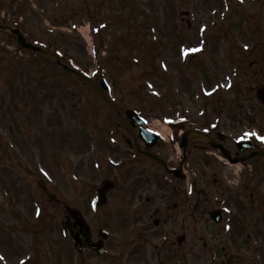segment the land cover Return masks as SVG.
Listing matches in <instances>:
<instances>
[{
	"label": "rangeland",
	"instance_id": "374dc122",
	"mask_svg": "<svg viewBox=\"0 0 264 264\" xmlns=\"http://www.w3.org/2000/svg\"><path fill=\"white\" fill-rule=\"evenodd\" d=\"M83 3L0 0V14L5 15L0 23L21 28L28 40L58 52L63 62L106 78L122 111L134 108L147 121L168 124L183 117L186 122L207 119L216 124L215 132L228 136L226 144L232 150L246 133L264 136V104L255 93L264 85V0H101L98 12L89 14ZM86 25L92 30V51L78 30ZM195 48L202 50L184 52ZM108 125L118 128L125 142L110 108L90 86L50 58L22 49L14 35L0 29V249L4 254L12 259L53 255L57 262L51 264H63L76 254L70 239L63 237L66 206L86 210L83 198L87 191L92 196L102 177L87 143L94 139L101 151L125 153L124 147L109 149L99 143L102 133L107 138V130L101 129H109ZM175 143L168 145L173 146L176 160ZM75 150L78 153L73 152L70 161ZM213 155L210 160L217 165ZM102 160L105 169L109 164ZM155 169L159 170L156 164ZM224 169L215 183L197 185L200 217L196 229L190 224L188 239H199L198 264H264V252L258 251L259 245L264 248V160L255 158L248 165ZM168 190L158 187L157 191ZM182 190L185 204L193 203L196 196L186 195V184ZM124 202L125 196L110 191L98 218L89 216L95 230L106 228L111 233L107 241L111 246L128 240L119 238L118 217L111 216ZM214 207L224 211L219 224L206 214ZM13 229L19 233L13 231L11 236ZM168 250L172 261L167 264H181L184 256ZM144 251L149 252L138 247L131 252L139 258Z\"/></svg>",
	"mask_w": 264,
	"mask_h": 264
},
{
	"label": "flooded vegetation",
	"instance_id": "af4514ba",
	"mask_svg": "<svg viewBox=\"0 0 264 264\" xmlns=\"http://www.w3.org/2000/svg\"><path fill=\"white\" fill-rule=\"evenodd\" d=\"M193 126H194V124L191 123V126L185 127V129L192 128ZM224 141H226V138H225ZM127 142L129 143V139H127ZM143 147L145 148V146H143ZM204 148L205 147L203 145H200V144H195V143L194 144H190V146L188 147V150H187V157H186L187 161L190 158L194 157L193 150L194 151H200V150L204 151ZM152 150L153 151L156 150L155 151L156 154H158L160 157H163L166 161H170V159L168 158L169 154H168V151H167V147H166V145L164 143H161V142L158 143L155 147L152 148ZM235 153H237V152H234V154ZM139 155L142 156L141 157L142 159H143V157H145V155H143V154H139ZM147 158L151 159L149 157H147ZM129 160H130V158H129ZM145 163H146V161H145ZM128 165H130V166H132L134 168V167H137L138 165L140 166L141 162H139V160L134 159V160H131ZM145 168L148 169L147 166H145L144 169ZM148 171H149V177H147V179H148L149 183H157V181L168 182L167 180H170L171 182L177 181L179 184H181L185 180V177L184 178H177L172 173H166V175H164V174L162 175L161 173H156V172H153L152 170H148ZM195 173H196L195 169L193 171H191L190 178H193V175H195ZM196 181H197V177L195 176L194 177V182H196ZM143 184H144V182L141 181V187L143 186ZM173 188H174V191H175L177 187L174 186ZM181 190H182L181 187H179V189H178V193L179 194H181ZM157 198H159V197L155 196L154 199H157ZM149 199L150 198H148V200ZM161 199L166 201V205H167L168 204L169 195L165 194V198H161ZM198 205H199V203H197L193 208H191L190 215L192 217H195V214L198 211ZM172 210L173 211L178 210L176 204H175V206H173V208H169L168 206L167 207H162V208H159V207H153V208L138 207V208H135V209H131V211L133 212L131 215L134 216L133 221L136 222V223H140L141 225H143L145 223L144 221L146 219H149V221H150V220H153L154 217L158 216V219H159L160 223H157V224H154V225L155 226L157 225V227H160V226H162L161 224L163 222H168L170 220L173 221V219H169V214H168V212H172ZM184 210H185L184 208L180 209V211H182V217H181L182 224H184V222H185V217H184V214H183ZM173 215H175V213ZM144 217H146V218H144ZM166 246H167V244L164 243V244H162V246H161L162 248L160 250L152 251L153 255L148 257L147 264H167L168 263L167 262L168 256L163 254L164 252H167V247ZM130 255L128 257L127 256H113V257L109 258L110 260H106L105 263L106 264H123V263H126L127 260L130 261L131 260L130 257H133V258L136 257V255H131V256ZM86 260H87V257H81L82 264H86V262H85Z\"/></svg>",
	"mask_w": 264,
	"mask_h": 264
},
{
	"label": "water",
	"instance_id": "95a60500",
	"mask_svg": "<svg viewBox=\"0 0 264 264\" xmlns=\"http://www.w3.org/2000/svg\"><path fill=\"white\" fill-rule=\"evenodd\" d=\"M17 36H18V41L20 42V44L23 46V47H32L38 51H40L41 53H43L44 55H50L47 51L41 49V48H38V47H35V46H32L31 44H28L26 43L24 37L22 36V34L19 32V30H12ZM54 59L57 63H60L59 59L57 57L54 56ZM63 67L71 72V73H74V74H77L78 76H80L81 78L85 79L86 81H88L90 84H92L101 94L102 96L111 104V106L113 107V109L115 110V112L117 113V115L119 116V118L123 121L124 123V119L123 117L121 116L120 112L118 111L116 105L107 97L106 94H104L98 87L96 84H93L92 81L90 79H88L87 77L83 76L82 74H80L79 72L73 70L72 68H70L69 66L67 65H63ZM258 97L260 100H262L264 102V88H261L258 90ZM194 134L193 135H188V133H186L184 136H183V140H181V142H183V144L185 143L186 144V141L189 139V136L192 138H201V139H205L211 146H213L214 148H220V150L222 151L223 155L225 157H228L230 160L232 161H239V160H244V158H235V159H232L229 155V153L224 149V147H222L221 145H218L216 142H214L208 135L206 134H203L201 132H193ZM186 140V141H185ZM185 146V145H183ZM256 154H259L261 156H264V152H257ZM252 155H255V153H253ZM250 155V156H252ZM216 219H218V217L216 216ZM84 235L83 236H77L76 238H78V246L82 249L86 248V246H90L91 243H90V236L88 235L87 233V230H84Z\"/></svg>",
	"mask_w": 264,
	"mask_h": 264
},
{
	"label": "snow or ice",
	"instance_id": "6c2138e0",
	"mask_svg": "<svg viewBox=\"0 0 264 264\" xmlns=\"http://www.w3.org/2000/svg\"><path fill=\"white\" fill-rule=\"evenodd\" d=\"M241 2H243V0H241ZM244 47L247 48L248 45H244ZM200 50H202V49H199V48H195V49H184V52L187 53L189 51H200ZM246 135H248V136H257L258 139H260L261 141H264V136L258 135L255 132L246 133ZM37 214H39V212ZM3 258L4 257L0 256V259H3Z\"/></svg>",
	"mask_w": 264,
	"mask_h": 264
}]
</instances>
